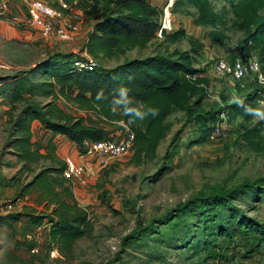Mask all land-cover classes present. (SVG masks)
<instances>
[{
	"label": "rangeland",
	"instance_id": "obj_1",
	"mask_svg": "<svg viewBox=\"0 0 264 264\" xmlns=\"http://www.w3.org/2000/svg\"><path fill=\"white\" fill-rule=\"evenodd\" d=\"M223 7L229 10L227 3H213L215 12L220 13ZM114 11L115 7L110 6L104 12L102 5L95 12L97 18H92L93 23L81 24V32L93 29ZM224 17L228 38L222 46L214 45L209 39L211 28L193 26L195 13L190 6H179L172 9L166 27L168 33L184 30L185 37L178 43L166 46L158 39L143 50L94 60L83 53V39L76 37L71 42L46 39L28 22L25 2L0 0V174L5 178L0 179V189L5 188L0 192L11 194L14 185L6 182L18 181L21 186L36 174L51 171L55 191L61 196L63 188H69L74 200L65 201L75 202L78 212L84 213L89 222L88 232L70 249L53 244L47 236L48 223L57 205L39 204V196L23 195L18 186L12 202L3 200L0 207V264H264V244H259L255 235L245 233L228 240L208 228L211 220L218 224L220 219L226 221L234 216L236 222L247 218L264 227V185L261 189L237 191L228 209L217 205L212 211L202 209L196 216L181 209L218 188L230 191L264 178V120L252 115L249 121H244L228 109L236 104L264 110V100L257 95L259 88L249 79L240 84L226 81L214 69L218 61L232 59L243 47L244 34L233 24L234 17L229 12ZM191 40L202 46L195 56L196 65L210 79V88L200 108L191 107V114L176 111L165 120L167 134L154 152L139 153L131 149L123 156L97 159L84 157L78 149V162L92 175L84 184L64 182L58 172L65 168L66 159L61 165L49 141L52 133L41 121H35L32 148L37 156L28 164L16 156L11 142L21 136L16 126L27 106L44 114L47 106L58 108L63 115L80 120L86 127L101 128L104 140L114 141L125 134L122 123H104L94 113L80 111L64 99L44 97L42 89L49 90L43 87L49 81L43 68L48 62L53 68L57 63L89 58L98 67L111 69L132 59L188 51ZM259 61L262 62L261 57ZM261 66L264 72L263 62ZM22 77L28 81L22 99L14 102L13 86ZM53 114H47L52 121ZM197 116L205 117L209 128L224 122L229 130L219 136L210 133L208 139L198 144ZM254 128L258 134L252 138L251 145L244 135ZM32 211L46 216L38 230L26 217H16L17 222L12 219V215H28ZM162 218L167 220L161 221Z\"/></svg>",
	"mask_w": 264,
	"mask_h": 264
},
{
	"label": "trees",
	"instance_id": "obj_2",
	"mask_svg": "<svg viewBox=\"0 0 264 264\" xmlns=\"http://www.w3.org/2000/svg\"><path fill=\"white\" fill-rule=\"evenodd\" d=\"M63 1L70 3L75 0ZM77 1L78 8L85 3L93 7L103 5L104 12L110 6L115 7L114 15L109 14V17L97 22L88 35L84 49L85 54L91 59L113 58L126 51L143 50L158 39L166 46H172L185 37L184 30L168 33L166 29H161L162 11L149 4L147 0ZM218 1L227 3L229 10L223 7L220 13L215 12L213 3ZM179 6H190L195 10L193 26L211 28L208 37L217 46H222L228 38L225 34L224 14L229 12L235 19L233 23L235 27L244 34L243 47L237 54L254 51L264 63V0H176L172 9ZM189 46L188 51L175 50L170 55L156 54L132 59L111 69L97 66L90 71H76L74 69L76 61L73 60L57 63L53 68L50 67L52 63L48 62L43 71H46L49 83H45L46 86L43 87H48L49 90L43 88V96L51 97L53 100L64 99L66 103L74 105L80 111L94 113L104 123H122L134 134L132 150L152 153L167 134L165 120L176 111L191 114L192 108H200L201 102L208 94L211 81L205 71L197 67L195 58L202 50V46L192 40L189 41ZM262 62L260 61L261 64ZM27 81L25 77L16 80L12 92L14 102L22 99ZM253 101L256 102L257 99ZM47 109V113L44 114L33 106H27L16 126L21 136H17L11 145L16 156L26 164L37 156L32 148L31 126L35 121H41L52 136L65 137L79 149L85 141L91 143L105 141L101 128L86 127L80 120L63 115L58 108L52 109L51 106H47ZM228 109L234 117H241L244 121H249L253 115L246 105L235 104ZM47 114H53L54 120H50ZM204 119L202 116L196 118L200 124L199 138L196 141L198 144L208 139L214 125L211 128L207 127ZM257 134L258 131L254 128L248 130L244 138L252 145L251 140ZM63 169L60 168L58 172L60 176ZM263 185L264 178L244 183L230 191L218 188L211 195H203L188 202L181 209L183 213L191 216L200 214L202 209L209 208L212 211L217 205L228 209L231 207V197L237 191H246L254 187L261 189ZM54 188L53 174L46 170L36 174L33 180L20 187L23 195L33 193L39 196L41 200L39 204L46 202L48 207L57 205V208L52 210L47 236L53 244L70 249L88 232L89 222L84 213L78 212L75 202L69 204L65 201L74 200L69 188H63L61 196ZM18 216L26 217L37 230L45 222L46 217L32 211L28 215H12L14 222H17ZM214 216L217 217V213ZM233 218L237 219L236 216ZM234 219L229 218L226 221L220 219L218 224L215 223V219L211 220L208 228L212 233L228 240L233 236L249 233L255 235L254 238L259 244H264L263 225L247 218L238 222Z\"/></svg>",
	"mask_w": 264,
	"mask_h": 264
},
{
	"label": "built area",
	"instance_id": "obj_3",
	"mask_svg": "<svg viewBox=\"0 0 264 264\" xmlns=\"http://www.w3.org/2000/svg\"><path fill=\"white\" fill-rule=\"evenodd\" d=\"M175 1L168 0L162 9L161 29H166L169 26L171 10ZM59 6L60 10L41 0H27L25 7L28 22L46 39H56L63 42L74 41L78 32V27L74 22V16L79 15L78 1L75 0L71 5L59 1ZM96 67V62L89 58L88 60L76 61L74 64L76 71H90ZM214 69L216 75L226 81L240 84L246 79L251 80L259 88L257 95L264 100V72L258 55L254 51H250L247 54H237L232 61L220 60ZM122 126L125 129L123 137L114 141L105 140L95 143L85 141L80 148V153L84 157L92 156L97 159L116 158L126 155L132 149L134 134L128 127ZM228 130V126L224 122H218L212 127L211 135L219 136ZM91 173L85 165H79L74 160L67 158L62 178L67 181H75L78 184H84L86 179L92 175ZM2 203L3 199L0 192V207ZM55 253L56 251L53 252V255Z\"/></svg>",
	"mask_w": 264,
	"mask_h": 264
},
{
	"label": "crops",
	"instance_id": "obj_4",
	"mask_svg": "<svg viewBox=\"0 0 264 264\" xmlns=\"http://www.w3.org/2000/svg\"><path fill=\"white\" fill-rule=\"evenodd\" d=\"M21 1L25 2V4L27 2V0H21ZM41 1L50 4L55 9L60 10L59 1H63V0H41ZM147 1L152 6L157 7L158 9L162 10V6L164 5L166 0H147ZM73 2L74 1H72L70 3H66V4L71 5ZM88 6L89 5H87L86 3L81 5L79 7V9H78L79 10L78 11L79 15L74 16V18H75L74 22H75V24L78 27V32L76 34V37H77L76 40L77 39H83V41H84L83 44H82L83 45L82 46L83 47V53H85L84 47H85V44L87 42L88 35L91 33L92 29L89 28L88 30H86V32H81L82 31L81 24L83 22H91V23H93L94 20L92 18H97L94 14L100 8L99 6L98 7L97 6H94V7L93 6H89L88 7ZM193 12L195 13L194 9H193ZM103 17L104 16H102V17L100 16V18H103ZM198 28H200V27H198ZM84 34H85V36H84ZM83 36H84V38H82ZM34 125H35V123H33L32 126H31V130H32L33 134H34ZM45 134H47V133H45ZM47 135H49V134H47ZM35 139H36V137L34 136L33 140H35ZM49 141H50L51 145L54 146L53 152L56 154V157L59 160V162L61 163V165L64 164L63 162L67 158L74 160L79 165H83V164H80V162H78V160H77L78 156L76 155V153H78L79 147L75 143L67 140L65 137H62L60 135H56V136L49 135ZM3 175L0 174V179L4 180L5 178L3 177ZM0 183H2V182H0ZM5 184H8L9 186L14 185V187L11 188L12 189L11 190V194H6L7 193L6 191L1 192L3 200H6L8 203H11L12 202L11 199H13V196H15V191L17 190L18 186H19V189H20L21 186H20V183H17V182H15L13 184H11L9 182H6ZM4 189H0V191H3ZM13 192H14V194H13ZM16 198L17 197H15V199Z\"/></svg>",
	"mask_w": 264,
	"mask_h": 264
},
{
	"label": "clouds",
	"instance_id": "obj_5",
	"mask_svg": "<svg viewBox=\"0 0 264 264\" xmlns=\"http://www.w3.org/2000/svg\"><path fill=\"white\" fill-rule=\"evenodd\" d=\"M264 107V106H262ZM157 110H154L156 112ZM250 113L254 115V117H259L260 119L264 120V110H259V109H248Z\"/></svg>",
	"mask_w": 264,
	"mask_h": 264
}]
</instances>
